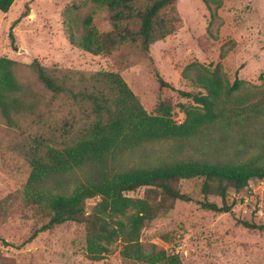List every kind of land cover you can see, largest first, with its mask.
Masks as SVG:
<instances>
[{"label": "trees", "instance_id": "obj_1", "mask_svg": "<svg viewBox=\"0 0 264 264\" xmlns=\"http://www.w3.org/2000/svg\"><path fill=\"white\" fill-rule=\"evenodd\" d=\"M14 0H0V11H7ZM92 4L80 22L75 10ZM210 10L208 28L218 16L222 0H204ZM104 9L111 27L100 30L92 12ZM176 0H73L64 8V25L69 40L94 54L148 55L151 45L174 32L180 17ZM26 8L12 22L27 15ZM176 20V22H175ZM10 35L14 48L15 34ZM221 56L225 51L220 52ZM19 62L0 56V116L9 127L29 135H41L39 142L21 144L31 167L23 197L49 214L41 230L56 224L83 222L86 228V256L99 260L114 242H121L119 253L128 264H183L178 253L153 243L146 246L142 231L146 225L166 215L176 200H192L181 190L184 179L201 180L200 207L217 212L232 210L235 198L229 190L242 191L253 178L264 179V83L255 84L235 76L230 81L220 62L213 67L193 60L181 75L197 90L179 89L194 104L181 103L185 117L174 119L171 98L161 99L156 112L149 111L140 96L117 70H83L45 65L37 58L28 64L33 80L16 76ZM159 85L173 84L156 72ZM218 128L228 135L238 133L244 157L209 160L196 158L141 164L134 168L109 166L111 157L144 147L162 139H182ZM261 135L253 139L243 135ZM198 137V136H197ZM241 156V155H240ZM85 171L66 192L47 188L49 179ZM144 186L140 196L127 192ZM217 195L221 203L208 199ZM99 199L86 209L88 198ZM9 196L0 200V220L9 207ZM248 227L264 224L242 220ZM34 236V235H33ZM165 237H167L165 235Z\"/></svg>", "mask_w": 264, "mask_h": 264}, {"label": "rangeland", "instance_id": "obj_2", "mask_svg": "<svg viewBox=\"0 0 264 264\" xmlns=\"http://www.w3.org/2000/svg\"><path fill=\"white\" fill-rule=\"evenodd\" d=\"M71 1L14 0L7 11H0V56H9L19 62L15 73L20 81L34 79L28 66L34 58L45 65L65 68L117 70L149 111L156 112L161 99L171 98L176 121L185 117L181 103H195L192 97L179 91L198 89L181 75L183 66L190 61L210 67L220 62L230 81L238 76L255 84L264 83V0H222L219 16L211 22L210 30V10L204 0H176L177 13L173 14L170 9L165 13L169 12V18L176 14L180 17L177 29L154 42L148 55L135 56L122 52L94 54L74 45L63 20L64 8ZM91 7L87 2L76 9L79 16L76 21L81 23ZM26 8H29L28 14L12 28V22ZM92 20L100 30L111 27L104 9L93 11ZM11 29L15 34V48ZM223 50L225 55L221 56ZM156 72L174 87L159 85ZM28 131L7 126L0 116V200L9 196V207L0 220V264H128L119 253V241L110 246L105 257L88 258L83 222L70 220L41 230L49 214L42 206L22 196L31 167L20 145L36 143L41 138V135H29ZM254 134L256 131L243 136L261 137ZM227 135L214 128L201 132L198 137L162 139L111 157L109 166L134 168L178 159L244 157L245 154L238 150L243 146L238 133L224 139ZM85 171L78 170L77 176L69 174L64 179H49L47 188L68 192L77 178H84ZM200 184L201 180L196 178L180 183L181 190L192 200H176L166 215L146 225L142 231L144 244L156 243L169 252L178 253L183 264H264V229L242 223L247 219L264 224V179L253 178L240 192L229 190L227 200L235 198V203L232 210L224 212L196 203L195 200L203 197ZM144 189L141 186L127 193L140 196ZM98 199L99 196L88 198L86 209L90 210ZM208 199L221 203L217 195H208Z\"/></svg>", "mask_w": 264, "mask_h": 264}, {"label": "water", "instance_id": "obj_3", "mask_svg": "<svg viewBox=\"0 0 264 264\" xmlns=\"http://www.w3.org/2000/svg\"><path fill=\"white\" fill-rule=\"evenodd\" d=\"M20 51L24 50L23 48H19Z\"/></svg>", "mask_w": 264, "mask_h": 264}]
</instances>
